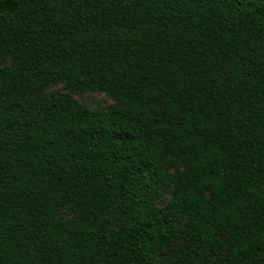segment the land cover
Returning a JSON list of instances; mask_svg holds the SVG:
<instances>
[{"label":"trees","instance_id":"trees-1","mask_svg":"<svg viewBox=\"0 0 264 264\" xmlns=\"http://www.w3.org/2000/svg\"><path fill=\"white\" fill-rule=\"evenodd\" d=\"M0 264H264V0H0Z\"/></svg>","mask_w":264,"mask_h":264},{"label":"rangeland","instance_id":"rangeland-1","mask_svg":"<svg viewBox=\"0 0 264 264\" xmlns=\"http://www.w3.org/2000/svg\"><path fill=\"white\" fill-rule=\"evenodd\" d=\"M12 63L10 60L6 61L5 66H10ZM57 91L60 93H67L71 95V97L76 100L81 106L85 107L90 113L96 115L99 118H104L105 114L108 112L109 108L112 107L115 104V100L106 95L105 93H71L68 90H64V87L62 84H57L51 86L47 93ZM172 190L173 185L170 182H166L163 186L160 188V198L157 201L158 207H164L166 206L171 197H172ZM59 219L62 221H66L69 218L72 217V212L70 208L66 207L61 210V212L58 215ZM182 237H180L177 242L176 246L178 247L181 243ZM216 263L220 262V259H215Z\"/></svg>","mask_w":264,"mask_h":264}]
</instances>
